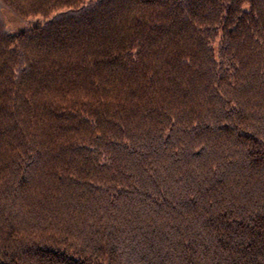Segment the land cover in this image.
<instances>
[{
	"label": "trees",
	"instance_id": "obj_1",
	"mask_svg": "<svg viewBox=\"0 0 264 264\" xmlns=\"http://www.w3.org/2000/svg\"><path fill=\"white\" fill-rule=\"evenodd\" d=\"M0 264H264V0H0Z\"/></svg>",
	"mask_w": 264,
	"mask_h": 264
},
{
	"label": "rangeland",
	"instance_id": "obj_2",
	"mask_svg": "<svg viewBox=\"0 0 264 264\" xmlns=\"http://www.w3.org/2000/svg\"><path fill=\"white\" fill-rule=\"evenodd\" d=\"M3 16L8 26L13 29H20L26 25V23H24L19 17L15 16L10 10H4ZM32 20H35V18Z\"/></svg>",
	"mask_w": 264,
	"mask_h": 264
}]
</instances>
